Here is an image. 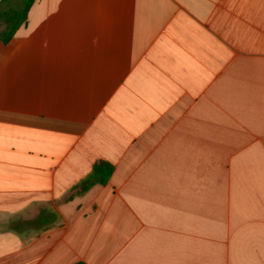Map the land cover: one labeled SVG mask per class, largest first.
Wrapping results in <instances>:
<instances>
[{
    "label": "crops",
    "instance_id": "crops-1",
    "mask_svg": "<svg viewBox=\"0 0 264 264\" xmlns=\"http://www.w3.org/2000/svg\"><path fill=\"white\" fill-rule=\"evenodd\" d=\"M10 44L0 264H264V0H35Z\"/></svg>",
    "mask_w": 264,
    "mask_h": 264
},
{
    "label": "trees",
    "instance_id": "trees-1",
    "mask_svg": "<svg viewBox=\"0 0 264 264\" xmlns=\"http://www.w3.org/2000/svg\"><path fill=\"white\" fill-rule=\"evenodd\" d=\"M34 2L35 0L0 1V46L1 44H8L17 31L27 23L28 13ZM113 170L114 166L111 163L100 162L96 164L91 175L72 188L70 197L86 191L95 184L104 185L109 180Z\"/></svg>",
    "mask_w": 264,
    "mask_h": 264
},
{
    "label": "rangeland",
    "instance_id": "rangeland-1",
    "mask_svg": "<svg viewBox=\"0 0 264 264\" xmlns=\"http://www.w3.org/2000/svg\"><path fill=\"white\" fill-rule=\"evenodd\" d=\"M6 45L1 44L0 46V106L14 108L17 106L15 103L3 102L1 100V97L2 95L6 93L7 81L9 78L8 77V65L15 64L18 62L22 63V60L19 57L14 56L13 54L9 52L14 44H10V46L8 47ZM2 65L6 66V70L1 69Z\"/></svg>",
    "mask_w": 264,
    "mask_h": 264
}]
</instances>
